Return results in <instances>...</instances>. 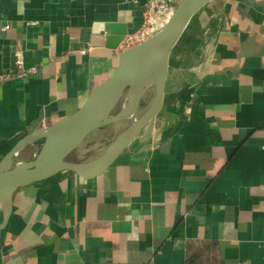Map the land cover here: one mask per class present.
I'll return each instance as SVG.
<instances>
[{
    "label": "crops",
    "instance_id": "crops-1",
    "mask_svg": "<svg viewBox=\"0 0 264 264\" xmlns=\"http://www.w3.org/2000/svg\"><path fill=\"white\" fill-rule=\"evenodd\" d=\"M142 21L133 0H0V160L76 111L127 48L107 46L111 27ZM128 121L70 158L101 155ZM0 264H264V0L212 1L190 18L157 113L99 175L63 170L14 191Z\"/></svg>",
    "mask_w": 264,
    "mask_h": 264
},
{
    "label": "water",
    "instance_id": "water-1",
    "mask_svg": "<svg viewBox=\"0 0 264 264\" xmlns=\"http://www.w3.org/2000/svg\"><path fill=\"white\" fill-rule=\"evenodd\" d=\"M212 1L226 0H181L154 35L119 52L118 66L113 74L96 85L76 111L53 125L24 136L0 160V229L7 221L10 199L17 189L63 170L91 178L114 161L137 129L157 113L162 100L168 54L190 18ZM125 33L123 29L115 31L111 27L107 46L117 47ZM149 89H154L153 99L139 115L140 100ZM122 120L131 122L101 155L89 161L70 158L90 132ZM39 140L40 147L32 159L15 165L10 163L19 150Z\"/></svg>",
    "mask_w": 264,
    "mask_h": 264
},
{
    "label": "built area",
    "instance_id": "built-area-1",
    "mask_svg": "<svg viewBox=\"0 0 264 264\" xmlns=\"http://www.w3.org/2000/svg\"><path fill=\"white\" fill-rule=\"evenodd\" d=\"M142 6L143 21L141 26L133 33L127 34L121 40V45L130 47L154 35L162 25L171 16L175 6L181 0H133ZM4 29L9 27L8 23H3ZM29 73H34L35 69L31 68Z\"/></svg>",
    "mask_w": 264,
    "mask_h": 264
},
{
    "label": "rangeland",
    "instance_id": "rangeland-1",
    "mask_svg": "<svg viewBox=\"0 0 264 264\" xmlns=\"http://www.w3.org/2000/svg\"><path fill=\"white\" fill-rule=\"evenodd\" d=\"M121 123H122V122H120V123H113V124H111V126H108V127H110V131H111V133H113L114 136H115L114 133L117 132V130L119 129ZM128 123H130V120L128 121ZM113 130H114V131H113ZM82 143H83V142H82Z\"/></svg>",
    "mask_w": 264,
    "mask_h": 264
},
{
    "label": "bare ground",
    "instance_id": "bare-ground-1",
    "mask_svg": "<svg viewBox=\"0 0 264 264\" xmlns=\"http://www.w3.org/2000/svg\"><path fill=\"white\" fill-rule=\"evenodd\" d=\"M29 147V146H28ZM23 150V149H22ZM20 155V154H19Z\"/></svg>",
    "mask_w": 264,
    "mask_h": 264
}]
</instances>
